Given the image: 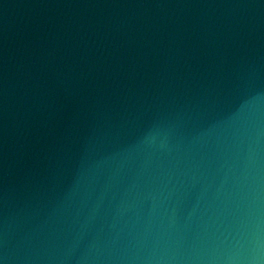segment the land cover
Masks as SVG:
<instances>
[{"label":"water","instance_id":"obj_1","mask_svg":"<svg viewBox=\"0 0 264 264\" xmlns=\"http://www.w3.org/2000/svg\"><path fill=\"white\" fill-rule=\"evenodd\" d=\"M0 264H264V0H0Z\"/></svg>","mask_w":264,"mask_h":264}]
</instances>
